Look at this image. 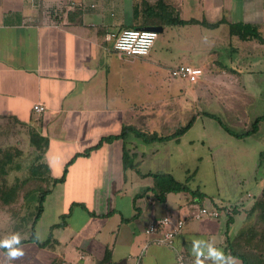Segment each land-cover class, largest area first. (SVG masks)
Returning a JSON list of instances; mask_svg holds the SVG:
<instances>
[{"label":"crops","instance_id":"crops-1","mask_svg":"<svg viewBox=\"0 0 264 264\" xmlns=\"http://www.w3.org/2000/svg\"><path fill=\"white\" fill-rule=\"evenodd\" d=\"M150 13L199 21L206 19L205 15L226 18L227 23L216 28L199 23L162 25L159 34L169 28H205L210 34L201 35L208 39L211 51L221 38H238L230 34L229 23L234 21L228 18L233 16L260 18L255 24L264 35V0H0V134L6 144L22 150L35 146L33 131L49 140L35 157L46 172L43 188L49 191L43 212L37 218L29 213L26 226H17L7 210L0 212V238L5 241L19 233L21 244L14 247L23 252L21 258L10 262L0 248V264H177L179 251H185L196 264V240L243 264L228 249L244 223L237 217L241 212L224 222L223 215L198 223L187 221L172 246L152 241L146 230L153 220L166 214L180 215L193 203L210 207L206 200L213 196L202 190L203 198L186 190L168 191L170 182L157 174L173 176L171 173L144 170V152L149 146L157 151V141L146 143L133 135L126 140H104L119 134L125 125L164 135L159 132L163 126L149 130L139 126L142 115L166 116L172 111L159 93L154 96V72L151 78L140 72L143 64H155L149 58L156 42L147 61L113 47L123 29L141 25ZM179 42L187 43L182 38ZM245 42L252 44V50L264 47L257 41ZM168 44V49H173L177 42L171 36ZM212 61L207 56L201 60L204 65L174 64L170 76L164 77L166 96L178 97L186 107L191 88L209 80L203 68L195 82L173 77V68L180 64L201 68ZM230 71L234 78L225 72L223 80H238L239 68ZM141 76L152 79L151 86L149 82L140 85ZM163 76H159L161 81ZM141 91H145L143 98ZM36 104L45 110L36 111ZM182 123L177 118L168 129L173 126L176 131ZM185 134L160 144L176 141L180 146ZM125 148L131 157L137 156L136 167H124ZM177 181L188 184L187 180ZM205 255L206 249L200 257L203 264H213Z\"/></svg>","mask_w":264,"mask_h":264},{"label":"rangeland","instance_id":"rangeland-1","mask_svg":"<svg viewBox=\"0 0 264 264\" xmlns=\"http://www.w3.org/2000/svg\"><path fill=\"white\" fill-rule=\"evenodd\" d=\"M239 13L236 11V14ZM205 16L206 20L212 21L220 18ZM201 18L203 17H199ZM228 19L247 23L260 21L257 17L242 16ZM200 29V26L169 28L160 33L155 41V50L149 58L155 61V64L150 62L140 66V72L148 78H151L150 73L154 72L156 79L155 85L153 84L154 96L159 93L167 102L166 105L172 107V111L166 116L152 113L142 115L139 126L147 130L163 126V130L159 132L166 135L175 132L173 126L172 130L168 127L169 124L176 122L177 118L182 120V126L192 118H197L194 126L181 139L180 146L175 144L176 141L160 144L159 140L154 143L157 151L149 149V146L144 152L146 156L143 157L145 159L143 168L166 170L177 180H187L192 188H200L213 196V200H206V204L212 209H223L226 206L232 208L235 203L245 205L241 208L242 217L237 216L245 222L241 228L246 224L237 249L244 254L247 253L251 262L257 264L261 256L264 260V255H259L260 251L264 250V219L260 210L253 212L250 210L256 202L254 198H258L261 189L264 188V119L259 121L256 133L242 138L231 135L225 127L235 133H245L253 128L257 118L264 115V47L259 46L252 50V44L242 43V39L226 41L221 38L214 43L215 48L211 51L208 39L201 35L203 33L208 36L210 33L205 28L199 32ZM171 36L177 44H174L173 49H168ZM179 38L187 43L183 45ZM207 56L213 61L201 68L204 69L209 81H201L203 84L199 83V86L191 88V93L187 94L186 107L182 106L178 97L174 95L167 97L162 88L166 89L164 77L167 79L166 76H170L171 67L181 62L204 65L201 60L205 61ZM139 57L148 60V55ZM169 58L171 60H168ZM197 59H200V62H197ZM215 60L217 62H214ZM232 68H239V75L236 73L238 80H223L226 78L225 72L234 78L233 72L230 71ZM158 74L160 78L164 75L163 81ZM146 82L151 86L152 79L147 81L141 76L140 85ZM144 93L145 91H141V98L145 96ZM208 112L217 115L222 121L206 115ZM42 151L35 146H30L26 150L15 145L10 146L0 134V212L7 210L8 215L17 222V226H26L31 218H28V214L33 216L37 213L39 194L28 192L29 187L35 186L28 180L31 166L39 162L35 157ZM6 155L10 156L11 160L1 169ZM142 156V152L139 151V158ZM136 159L137 156L131 158L133 163ZM163 180L168 182L167 179ZM4 196L9 199L8 203L2 198ZM189 206L187 205L181 213L187 215ZM225 218H229L226 213L223 214V222ZM187 221L200 222L191 218ZM250 228H253L256 234L249 239L246 233L251 231Z\"/></svg>","mask_w":264,"mask_h":264},{"label":"trees","instance_id":"trees-1","mask_svg":"<svg viewBox=\"0 0 264 264\" xmlns=\"http://www.w3.org/2000/svg\"><path fill=\"white\" fill-rule=\"evenodd\" d=\"M159 5L162 6L163 3L160 2ZM142 21H143V23H141V25L131 26L128 28L157 26V25H160V26H162V25L163 26H165V25H186V24H192V23H199V24H202L203 26H206L208 28H216V27L220 26L222 23H227L226 18H221L216 22H209L206 19H204L203 21H199L196 19L195 20H185V19L180 18L179 16H170V15L168 16V15H164V14H152V13H150L149 16L143 17ZM229 24H230V34L231 35L237 36L238 38H240L242 40L257 41L261 44H264V35L260 31L258 24L247 23V22H243V21L230 22ZM206 115L213 116V118H218V116L214 115V114L206 113ZM262 119H264V115L257 118V120L254 123V126L251 130H249L245 133H241V134L235 133L232 130H229L227 126L225 128L227 131H229V133L231 135L242 138V137H245L248 135L250 136V135L256 133L258 128H259V121ZM195 120H196V118H192L186 125H184V126L180 125V127L174 133H172L170 135H159L156 132H149L146 130H141V129L136 128L134 126L125 125L119 134L110 135L108 137H105L104 140H106V141H113L115 139L126 140L127 138H129V136L133 135L134 137H137L146 143H151V142L158 141V140L159 141H167V140H171L173 138H179L180 136L185 134L194 125ZM219 121L221 122L222 120L219 119ZM31 140H32V143L40 150H44V148L49 145V140L47 138L41 136L37 131L32 132ZM8 155H6V157H7L6 160H3V166H1V169H3L5 164L11 160V157L10 156L8 157ZM40 157L41 156H39L38 158L40 159ZM131 158L132 157L130 155L129 150H127L125 148L123 161H124V167L126 169L129 167H133V168L136 167V165H134V163L132 162ZM43 174H46V172L44 170H41V163H39V164L35 163L31 166L30 176H29L30 180H28V181L32 182L33 184H31V185H35V186L29 187L28 192L39 194V197H38L39 205H38V209H37V213H36L37 214L36 218L40 217V215L42 214L43 204L46 200L47 195L49 194V191L43 188V183L46 180V177H43ZM157 175L160 178L167 179L168 182H170L171 185L168 186V191L186 190V191L191 192L193 195L199 196V198L200 197L203 198L206 196V194L204 192H202L201 189L191 190L187 183L179 182V181L175 180L173 178V176H171L169 174H165L162 172V173H158ZM5 196H6V194H5ZM5 196L2 198L5 200V202L8 203L9 199L6 198ZM255 200H256V202L252 206L250 212L260 210L261 211L260 212L261 217L264 219V190H263V193L261 194V196H259L258 198H254V201ZM243 206H245V205H243ZM243 206L239 205V204H233L232 208L230 206H228V208H230L232 210V212L226 213V214H228L229 218L233 217L242 211L241 208ZM245 225L241 228V231L237 235V238L235 239V241H233V243L230 242L228 249L230 250V254L232 256L236 257L237 259L241 260V262L243 264H256V263L251 262L250 258L247 256V253L244 254L243 252H240L237 249L239 247L240 238L244 234ZM250 229H251V231L246 233V235L248 236L249 239L254 237L256 234L254 232L253 228H250ZM0 241H2L1 238H0ZM248 244H250V243H248ZM2 249L7 252V249H5V248H2ZM259 255L260 256L264 255V250L260 251ZM185 260L188 263L192 264L191 261H189L187 254H186ZM257 264H264L263 256H261V260Z\"/></svg>","mask_w":264,"mask_h":264},{"label":"built area","instance_id":"built-area-1","mask_svg":"<svg viewBox=\"0 0 264 264\" xmlns=\"http://www.w3.org/2000/svg\"><path fill=\"white\" fill-rule=\"evenodd\" d=\"M158 35V31L145 27L126 28L115 38L113 47L116 51L129 56H147L154 46ZM171 74L173 77L195 82L203 74V69L180 64L173 68ZM34 109L38 112H43L45 107L41 104H36ZM230 212L231 209L228 207L212 209L198 203H193L190 204L187 215L182 213L180 215L166 214L153 220L146 233L149 236H153L152 241L155 243L172 246L177 235L183 231L188 218L199 221L218 219L224 213ZM204 257L207 258V255ZM185 258V251H179L177 254V264H190Z\"/></svg>","mask_w":264,"mask_h":264},{"label":"clouds","instance_id":"clouds-1","mask_svg":"<svg viewBox=\"0 0 264 264\" xmlns=\"http://www.w3.org/2000/svg\"><path fill=\"white\" fill-rule=\"evenodd\" d=\"M20 244L21 237L19 233L12 235L5 241H0V248L7 249L6 257L10 262L23 256L22 250L14 247ZM205 249L207 250V259L211 260L213 264H237L235 258L227 256L223 250L217 249L203 240H196L193 242V251L197 256L196 264H203L200 257Z\"/></svg>","mask_w":264,"mask_h":264},{"label":"water","instance_id":"water-1","mask_svg":"<svg viewBox=\"0 0 264 264\" xmlns=\"http://www.w3.org/2000/svg\"><path fill=\"white\" fill-rule=\"evenodd\" d=\"M145 28H147V29H153V30H156L158 32H162L163 31V27L162 26H147Z\"/></svg>","mask_w":264,"mask_h":264}]
</instances>
